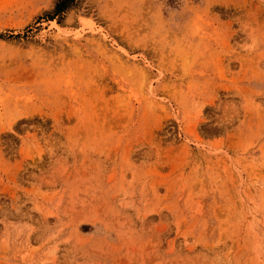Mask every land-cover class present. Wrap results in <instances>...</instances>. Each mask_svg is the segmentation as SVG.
Returning <instances> with one entry per match:
<instances>
[{
	"label": "rangeland",
	"instance_id": "1",
	"mask_svg": "<svg viewBox=\"0 0 264 264\" xmlns=\"http://www.w3.org/2000/svg\"><path fill=\"white\" fill-rule=\"evenodd\" d=\"M0 0V264H264V0Z\"/></svg>",
	"mask_w": 264,
	"mask_h": 264
},
{
	"label": "trees",
	"instance_id": "2",
	"mask_svg": "<svg viewBox=\"0 0 264 264\" xmlns=\"http://www.w3.org/2000/svg\"><path fill=\"white\" fill-rule=\"evenodd\" d=\"M74 0H56L50 12L45 14L49 19L54 18L55 15L62 14L65 9L73 3Z\"/></svg>",
	"mask_w": 264,
	"mask_h": 264
}]
</instances>
